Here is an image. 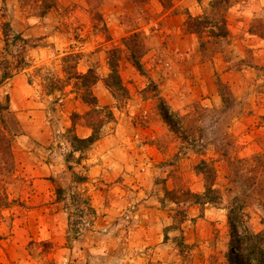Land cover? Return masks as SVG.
I'll use <instances>...</instances> for the list:
<instances>
[{"label":"rangeland","instance_id":"374dc122","mask_svg":"<svg viewBox=\"0 0 264 264\" xmlns=\"http://www.w3.org/2000/svg\"><path fill=\"white\" fill-rule=\"evenodd\" d=\"M203 14V37L185 31ZM5 24L27 44L9 43L0 81V264H230L241 192L264 249V0H0V54ZM202 160L214 206L187 193L204 191Z\"/></svg>","mask_w":264,"mask_h":264},{"label":"trees","instance_id":"16d2710c","mask_svg":"<svg viewBox=\"0 0 264 264\" xmlns=\"http://www.w3.org/2000/svg\"><path fill=\"white\" fill-rule=\"evenodd\" d=\"M217 2L227 3V0H217ZM52 4H46L45 10H48ZM212 7H214L213 4H211ZM215 11H217V7L214 8ZM205 14L201 16L192 17L190 15H187V19L184 21L183 26L185 31L190 33H195L199 37H203V28H205V20H206ZM208 31V30H207ZM207 37L213 38V39H219L224 38L227 35V31L225 28V25L220 26L216 28L215 31L209 30L207 32ZM3 37L4 39V47H3V54H0V81L7 80L11 77L10 68L11 62L6 60L5 54H8L7 48L10 42H20L23 44V46H26L27 40L23 38L20 34H14L10 29L9 24H5L3 28ZM7 39V40H6ZM203 44L201 43V46ZM3 55V56H2ZM134 65L140 69V65L137 62H134ZM111 68V74L109 75L110 78L116 79V87L118 89H121V85L119 83V76L116 69V66L110 65ZM76 79L83 80V83L89 81L92 79L91 84L96 82L97 78L93 75L91 70H88L86 73L76 76ZM90 85L86 88V93L82 96V101L88 105H91L93 107H97V102L95 96L90 91ZM106 87L109 88L112 91V88L115 87L112 84L106 83ZM8 99H6L7 102ZM7 105L3 106L0 105V110H6ZM160 115L163 121L173 130L177 131L175 128V122H179L178 118L169 110L167 106H164L163 109L160 110ZM175 117V118H174ZM75 141L82 144L84 148H87V146L93 144L95 140L97 139V135L93 133L87 138L79 139L74 138ZM252 161L255 160L259 162L262 160L261 155H256L252 159ZM239 164L238 172L240 173L239 178H242L243 175H241V172L244 167L242 165L246 164L245 159H240L236 161ZM197 171L202 174L204 179V191L201 194L196 193H188L189 198L192 199V203L196 204L200 207L203 206H214L220 203L221 200V194L218 188H216V174L217 171L214 168V166H210L209 163L202 160L199 165L197 166ZM86 178L84 176H75L74 182H83ZM63 191L62 189L57 188L56 192L60 193ZM186 193V194H187ZM247 192H241V197H234L231 201L230 206L227 209V219L229 228L232 235V242L230 245L229 253H228V259L230 264H264V249L262 248V242H263V234L262 233H251L249 232L245 225H244V218L246 217L243 213V209L245 206V199L248 197ZM58 200V198H57ZM77 204H81L82 207L80 210H83L86 212L89 216H94L95 211L89 204L87 200L81 199L76 200ZM264 208V202L262 204ZM264 224V220H263Z\"/></svg>","mask_w":264,"mask_h":264}]
</instances>
